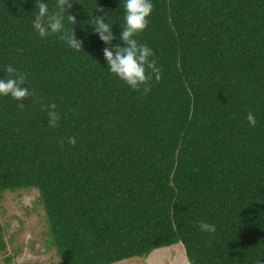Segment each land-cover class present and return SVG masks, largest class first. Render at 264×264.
I'll list each match as a JSON object with an SVG mask.
<instances>
[{"label":"trees","instance_id":"obj_1","mask_svg":"<svg viewBox=\"0 0 264 264\" xmlns=\"http://www.w3.org/2000/svg\"><path fill=\"white\" fill-rule=\"evenodd\" d=\"M41 2L58 10L0 0V79L11 65L36 94L23 109L0 96V196L38 192L50 264H115L179 243L188 264H264V0H150L135 37L161 72L147 93L103 55L125 46V0H71L63 23L81 51L34 30ZM97 16L112 25L111 46Z\"/></svg>","mask_w":264,"mask_h":264},{"label":"clouds","instance_id":"obj_2","mask_svg":"<svg viewBox=\"0 0 264 264\" xmlns=\"http://www.w3.org/2000/svg\"><path fill=\"white\" fill-rule=\"evenodd\" d=\"M57 11L49 12L46 3H36V15L33 19V28L40 37H46L52 34H60L59 39L66 42L69 48L76 51L82 50L83 42L79 40L75 34V30H65L63 23L64 13L72 8L71 0H57ZM125 26L120 34L119 39L125 46L116 44L114 49L105 47L103 55L107 61L110 73L119 78L132 90H140L147 93L151 90L150 81L153 75L159 81L161 79L160 69L156 66V61L150 59L154 56V52L146 44L138 43V34L142 33L148 27V17L150 16L153 5L150 0H125ZM97 11L103 12L104 9L97 7ZM69 13V12H68ZM69 23H77L75 17L71 14L67 16ZM94 32L98 34L101 41L106 45L111 46L114 40L112 25L105 23V16L94 17ZM8 79H0V96H10L15 101H20L18 107H25L22 101L34 97V91L29 92L27 87H24L26 74L14 69L11 65L6 67ZM45 107L42 105V108ZM49 110L47 113L48 126L55 128L60 120L59 114L55 111L56 105L51 104L46 106ZM247 121L251 126H255L256 119L249 111ZM68 143L75 145L76 138L69 137ZM199 227L204 232L214 233L215 225L205 221L199 222Z\"/></svg>","mask_w":264,"mask_h":264},{"label":"rangeland","instance_id":"obj_3","mask_svg":"<svg viewBox=\"0 0 264 264\" xmlns=\"http://www.w3.org/2000/svg\"><path fill=\"white\" fill-rule=\"evenodd\" d=\"M3 227L0 264L56 263L55 250L48 245L47 227L36 190L6 192L0 196ZM115 264H188L183 246L175 244L154 250L147 258H132Z\"/></svg>","mask_w":264,"mask_h":264}]
</instances>
